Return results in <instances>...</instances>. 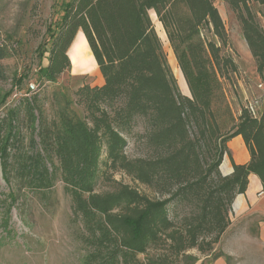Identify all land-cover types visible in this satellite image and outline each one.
<instances>
[{
  "label": "trees",
  "instance_id": "obj_1",
  "mask_svg": "<svg viewBox=\"0 0 264 264\" xmlns=\"http://www.w3.org/2000/svg\"><path fill=\"white\" fill-rule=\"evenodd\" d=\"M225 1L239 19L264 87V29L251 8L252 2L264 4V0ZM151 9L165 29L190 97L181 94L169 69ZM59 10L60 16L47 25L37 47L35 89L26 88L27 95L7 107L4 116L0 114L3 178L7 180L13 169L10 155L17 152L23 158L19 152L22 109L37 138H31L32 144L39 148L33 163L21 161L22 175L34 168L39 184L50 186L59 172L71 198L73 218L82 223L83 239L91 248L85 264H162L161 257L145 262L139 257L167 240L173 263L191 248L210 252L227 228L230 205L246 190L250 173L261 179L264 192V107L259 116L242 108L227 134L222 133L213 108L219 89L217 70L236 68L230 56L220 54L226 36L218 9L212 0H65ZM203 28L221 44L204 37ZM78 30L103 83L73 90L83 116L66 103L47 120L40 89L44 92L46 86L56 84L70 68L67 50ZM10 48L6 40L1 41L0 79ZM23 79L14 77L12 86L20 89ZM136 117L146 122L145 140L155 150L154 157L130 159L125 154L123 134ZM236 135L243 138L250 159L245 164L231 161L232 172L221 175L226 143ZM53 158L58 163L49 170L45 160L53 163ZM100 165L107 169L101 171ZM107 170H123L160 196L150 199L122 183L114 190L97 192V179ZM8 196L10 203L0 196L4 214L0 239L5 240L13 237L9 213L16 200L12 192Z\"/></svg>",
  "mask_w": 264,
  "mask_h": 264
},
{
  "label": "rangeland",
  "instance_id": "obj_2",
  "mask_svg": "<svg viewBox=\"0 0 264 264\" xmlns=\"http://www.w3.org/2000/svg\"><path fill=\"white\" fill-rule=\"evenodd\" d=\"M63 1L65 0H0V43L6 40L12 50V54L2 61L4 68V76L0 79L2 116L7 107L15 105L21 97L27 95L25 90L29 89L30 83L37 84L35 74L38 65L37 47L45 36L47 25L60 16L59 6ZM212 1L221 15L225 29L226 44L221 46L220 54L230 56L236 67L234 70L230 68L217 70L219 89L215 94L213 108L222 133L227 134L237 122L242 108H247L253 116L260 115L264 107V87L256 72L255 60L242 36L236 14L228 7L225 0ZM251 8L264 29V4L252 2ZM149 15L161 40L163 52L178 89L181 94L190 97L189 87L167 39L165 29L157 20L154 10H149ZM77 32L80 36H76L78 34L76 33L72 47L76 45L82 56L90 58L93 69L89 65L84 69H75V60L71 58L72 48L69 46L70 68L60 75L56 84H49L44 92L40 89L42 107L47 120L56 117L58 108L66 103H70V107L79 116H83L84 110L74 101L73 90L83 84L93 86L103 83L83 32L81 30ZM202 35L213 40L217 45L221 44L207 28L202 29ZM44 63H46L45 58L42 60V64ZM17 76L24 77L20 89L19 86H12L13 78ZM7 93L9 95L2 100ZM20 118L24 124L19 129V152L23 158L19 157L17 152L10 155L13 169L7 180L3 178L0 165V196L9 203L8 193L12 192L16 196V200L11 203L9 213V226L13 230L11 235L13 237L11 240H5L3 237L0 239V264H85V256L91 248L83 239L85 235L82 223L73 218L71 198L64 189L59 172L52 179L50 186L39 184L40 176L34 168L30 173L23 172L22 175L21 161L33 163L36 149L39 148L32 144L31 138L34 141L37 138L25 123L22 109ZM145 133L144 118L136 117L130 130L123 134L127 141L124 151L128 158L155 156V150L146 143ZM104 156L103 153L102 158ZM50 162L45 160L49 170L53 168V164L58 163L55 158L53 163ZM230 167L232 166L226 151L219 165L221 175H225ZM100 169L104 171L107 168L100 165ZM118 183L127 184L150 199L160 196L154 188L139 182L123 170H107L106 174L103 173L97 179L95 190L111 191ZM237 197L236 195L228 211L229 224L218 241L213 243L210 252L191 248L180 255L179 261L173 263L171 247L168 246L170 241L167 240L151 246L146 254L139 257L140 260L145 262L149 258L161 257L164 264H264V215L238 214L235 207ZM184 210L181 209V214ZM2 216L0 213V221ZM214 254L221 255L215 258ZM193 258L196 260L193 261Z\"/></svg>",
  "mask_w": 264,
  "mask_h": 264
},
{
  "label": "crops",
  "instance_id": "obj_3",
  "mask_svg": "<svg viewBox=\"0 0 264 264\" xmlns=\"http://www.w3.org/2000/svg\"><path fill=\"white\" fill-rule=\"evenodd\" d=\"M77 33L76 36L79 35V32ZM73 42L70 45L71 48ZM70 50H68L69 56ZM226 146L231 166V161L236 164H245L249 161L250 154L241 135H236L229 139ZM231 169L232 167H230V170ZM230 170H228V172ZM247 179L248 184L246 190L243 193H240V195L237 194L238 197L236 199L235 207L238 210V214L254 213L264 215V192L262 191V181L253 173H250Z\"/></svg>",
  "mask_w": 264,
  "mask_h": 264
},
{
  "label": "bare ground",
  "instance_id": "obj_4",
  "mask_svg": "<svg viewBox=\"0 0 264 264\" xmlns=\"http://www.w3.org/2000/svg\"><path fill=\"white\" fill-rule=\"evenodd\" d=\"M71 58L75 60V69H84L88 65L90 66V68L92 67L93 69V65L90 62V58L88 56H82L80 50L76 49V45H74L71 49Z\"/></svg>",
  "mask_w": 264,
  "mask_h": 264
},
{
  "label": "built area",
  "instance_id": "obj_5",
  "mask_svg": "<svg viewBox=\"0 0 264 264\" xmlns=\"http://www.w3.org/2000/svg\"><path fill=\"white\" fill-rule=\"evenodd\" d=\"M34 89H35V84L34 83H30L29 84V90H34Z\"/></svg>",
  "mask_w": 264,
  "mask_h": 264
},
{
  "label": "water",
  "instance_id": "obj_6",
  "mask_svg": "<svg viewBox=\"0 0 264 264\" xmlns=\"http://www.w3.org/2000/svg\"><path fill=\"white\" fill-rule=\"evenodd\" d=\"M231 172H232V169H231L229 172H227L226 174H229V173H231ZM226 174H225V175H226Z\"/></svg>",
  "mask_w": 264,
  "mask_h": 264
}]
</instances>
